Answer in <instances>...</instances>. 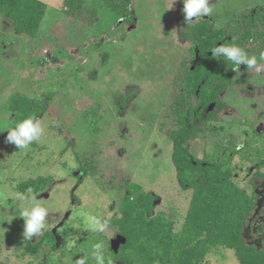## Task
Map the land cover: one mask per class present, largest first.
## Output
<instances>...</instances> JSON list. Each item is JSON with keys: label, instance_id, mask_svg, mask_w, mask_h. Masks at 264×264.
<instances>
[{"label": "rangeland", "instance_id": "rangeland-1", "mask_svg": "<svg viewBox=\"0 0 264 264\" xmlns=\"http://www.w3.org/2000/svg\"><path fill=\"white\" fill-rule=\"evenodd\" d=\"M39 1L46 12L34 39L17 35L0 17V264H75L81 257L94 264L93 245L102 242L108 258L118 229L109 224L103 233L88 231L79 214L106 221L120 217L123 178L153 194L155 213H163L177 229L186 214L191 192L181 190L170 163L169 111L174 80L194 43L181 36L192 24L181 21V0H135L133 26L122 24L100 0L85 3L96 11L94 23L85 12L75 18L65 15L64 0ZM209 3L214 27L230 30L241 13L264 5V0ZM43 58L57 62L42 67ZM257 67L261 75L256 68L241 73L238 85L222 97L225 109L216 121L207 122L212 129L190 146L200 160L224 162L233 172L232 181L248 193L253 174L264 173V60ZM240 84L250 86L251 94L240 92ZM131 88L135 97L119 114L118 105ZM19 97L47 101L39 117L44 133L24 150L6 143L7 131L15 126L11 107ZM85 162L90 167L79 178L78 168ZM37 177L52 181L36 199L56 223L50 231L56 249L44 244L29 256L19 217L29 205L16 193L19 183ZM110 178L115 189L106 185ZM24 194L30 197L32 192ZM248 236L245 243H258L264 251V238L256 242L257 234ZM203 264L239 263L232 251L217 248Z\"/></svg>", "mask_w": 264, "mask_h": 264}, {"label": "trees", "instance_id": "trees-1", "mask_svg": "<svg viewBox=\"0 0 264 264\" xmlns=\"http://www.w3.org/2000/svg\"><path fill=\"white\" fill-rule=\"evenodd\" d=\"M100 1L120 17L122 24H135V0ZM85 3L86 0H64L63 12L72 18L85 12L91 16L88 22L94 23L96 11L88 10ZM45 12L46 5L39 0H0L2 21L17 35L30 39L37 36ZM236 22L228 30L215 28L213 22L203 19L189 26L181 36L182 41L194 43L182 62L181 75L174 80L176 91L169 111L170 163L181 190L191 192L180 228L163 213H155L153 194L142 192L123 178L118 187L126 190L118 206L120 217L115 216L108 223L118 229L117 236L124 237L125 244L119 246L117 253L109 246L110 256L105 264H203L205 257L217 248L232 251L239 264H264V251L245 243L243 237L246 221L254 209V193L240 189L232 181L233 172L224 162L200 160L190 152L191 143L212 129L207 127V122L217 120V113L225 109L222 97L247 69L242 64L237 71H232L231 62L212 56L213 49L219 45L238 46L249 56H256L257 61L264 53V5L241 13ZM56 62L55 58L50 62L43 58L39 64L48 67ZM258 74L261 75L260 71ZM250 90V86L240 84L244 95H250ZM134 97L132 88L126 91L118 105L119 114L126 112ZM46 104L47 101L32 102L24 97L14 100L11 108L15 126L30 115L42 116ZM209 107L212 108L209 110ZM3 137L0 134V140ZM89 167L90 163L85 162L78 168L79 178L87 175ZM51 183L49 177L26 179L17 185V190L26 193L31 189L32 194L39 195ZM107 184L109 189H115L112 178ZM61 236L65 240L67 232L63 231ZM23 242L29 256L35 255L44 244L56 249V240L50 231L35 243L26 237Z\"/></svg>", "mask_w": 264, "mask_h": 264}, {"label": "clouds", "instance_id": "clouds-1", "mask_svg": "<svg viewBox=\"0 0 264 264\" xmlns=\"http://www.w3.org/2000/svg\"><path fill=\"white\" fill-rule=\"evenodd\" d=\"M181 2L183 3L182 11L187 24H192L203 17H208L212 12L209 0H181ZM192 18H195V20ZM212 56L216 60L226 59L231 62L233 65L232 71H237L242 64L248 69L256 68L258 72L260 71L257 67L256 56H249L244 49L238 46L219 45L213 49ZM260 59L264 60V53L261 54ZM43 133L44 128L41 126L40 119L35 115H30L7 131L6 143L15 145L19 150H24L34 141L39 140ZM242 147L243 144L238 145L237 150L239 151ZM28 191L32 192L31 189ZM16 198L25 200L29 205L19 213V217L24 221L23 235L28 240L34 236L41 237L46 231H51L56 226V223H53L50 218L49 209L41 205L39 200L36 199L35 193L30 197L25 196L24 193H16ZM79 215L83 217V226L88 231L103 233L109 227V223L106 220H101L84 212ZM3 230L0 228V231ZM76 239H79V236ZM72 242L75 243V241ZM103 249L104 245L102 242L93 245V258L96 264H105ZM75 264H86V260L81 257L76 260Z\"/></svg>", "mask_w": 264, "mask_h": 264}, {"label": "flooded vegetation", "instance_id": "flooded-vegetation-1", "mask_svg": "<svg viewBox=\"0 0 264 264\" xmlns=\"http://www.w3.org/2000/svg\"><path fill=\"white\" fill-rule=\"evenodd\" d=\"M195 20V18H192ZM203 19H209L210 17H203L201 20H197L194 23L199 24ZM181 21L185 22L184 13H181ZM212 22V21H211ZM192 23V25H195ZM191 25H188V27ZM252 192L254 193V209L246 221V226L243 230V237L248 238L249 234H257L256 242H260L264 238V173L255 172L252 180ZM252 245L260 247L258 243H251Z\"/></svg>", "mask_w": 264, "mask_h": 264}, {"label": "water", "instance_id": "water-1", "mask_svg": "<svg viewBox=\"0 0 264 264\" xmlns=\"http://www.w3.org/2000/svg\"><path fill=\"white\" fill-rule=\"evenodd\" d=\"M212 107H209V110L211 109ZM68 214L65 215L64 219L67 218ZM125 244V238L118 235L115 237V239H112L110 241V248L111 250L114 252V253H117L118 251V248L120 245H123Z\"/></svg>", "mask_w": 264, "mask_h": 264}]
</instances>
